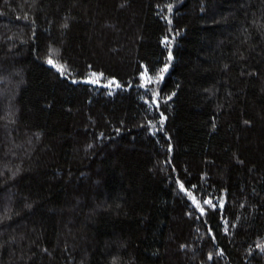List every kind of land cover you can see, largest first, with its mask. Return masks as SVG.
<instances>
[{
  "label": "trees",
  "instance_id": "1",
  "mask_svg": "<svg viewBox=\"0 0 264 264\" xmlns=\"http://www.w3.org/2000/svg\"><path fill=\"white\" fill-rule=\"evenodd\" d=\"M0 264H264V0H0Z\"/></svg>",
  "mask_w": 264,
  "mask_h": 264
},
{
  "label": "snow or ice",
  "instance_id": "2",
  "mask_svg": "<svg viewBox=\"0 0 264 264\" xmlns=\"http://www.w3.org/2000/svg\"><path fill=\"white\" fill-rule=\"evenodd\" d=\"M169 59H171V53H169ZM49 64H53L54 66H56L55 64H54V61L51 59V58H49L48 59V61H47ZM57 70L58 71H61L62 73H63V67L62 66H58L57 67ZM162 72H164V71H167V67H165L164 69H162L161 70ZM163 77H162V75H161V77H160V79H162ZM93 83H95L96 81H92ZM181 188H183V185H181ZM189 195H191V194H189ZM194 200H195V198H193ZM205 204H209V205H211V201H205ZM222 206V205H221ZM197 207H199V204L197 203ZM213 207H214V205H213ZM200 211L201 212H203L204 211V209L203 208H200Z\"/></svg>",
  "mask_w": 264,
  "mask_h": 264
}]
</instances>
